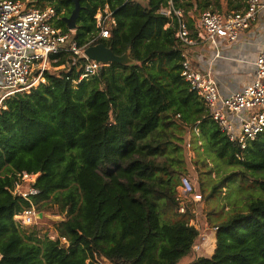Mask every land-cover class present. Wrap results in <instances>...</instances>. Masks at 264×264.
I'll return each mask as SVG.
<instances>
[{"label":"trees","instance_id":"16d2710c","mask_svg":"<svg viewBox=\"0 0 264 264\" xmlns=\"http://www.w3.org/2000/svg\"><path fill=\"white\" fill-rule=\"evenodd\" d=\"M80 1L75 31L63 19L72 0L37 5L54 6V25L82 46L96 32L98 9L108 4L117 23L109 38L95 43L118 55L129 51L134 62L104 64L78 81L88 58L64 50L51 56L63 67L6 99L0 109V264H98L96 258L103 264H264V131L242 148L190 88L181 74L185 48L177 22L158 12L170 0ZM172 1L186 14L193 9L191 26L207 9L224 12V2L226 12L245 7V0ZM187 135L204 201L222 199L207 211L214 252L186 262L200 234L190 223L192 206L179 212L180 179L190 173ZM21 171L39 173L34 186L40 192L32 198L59 206L65 216L56 230L68 245L15 221L30 205L9 190Z\"/></svg>","mask_w":264,"mask_h":264},{"label":"built area","instance_id":"2783aa9c","mask_svg":"<svg viewBox=\"0 0 264 264\" xmlns=\"http://www.w3.org/2000/svg\"><path fill=\"white\" fill-rule=\"evenodd\" d=\"M37 1L0 0V109L5 108V101L9 96L17 92H29L32 87L44 81L42 79L45 78L46 65L50 63L52 55L65 50L85 56L84 50L96 44L99 38H109L112 26L117 23L114 11L108 4L99 8L95 14V34L84 45L79 46L70 32L54 25L55 19L58 18L56 8L50 4L40 7ZM263 7L261 0H245V7L241 10L221 12L207 9L200 17L196 33L190 28L186 12L176 8L172 0L158 10L177 22L176 37L185 48L182 52V76L190 88L202 98L208 112L222 131L242 148L264 131V49L256 59L255 80L229 96L221 94L211 69L198 70L189 50L192 46L207 42L219 54L220 40L226 44L236 42L240 34L250 28L257 19ZM56 60L55 58L54 61ZM103 65L88 59L78 81L97 73ZM246 111L248 114H245ZM187 146L191 147L190 142ZM38 177L39 173L21 171L18 173V183L9 188L14 195H21L30 202L28 207L14 215L15 221L22 227L34 224L38 219L32 198L40 192L34 186ZM180 180L179 212L185 213L188 206H192L195 217L190 223L200 230L193 251H200L208 239L206 232L211 229L207 221L197 218L198 208L204 201L203 195L191 176L182 175ZM51 232H54V235H47L50 239L69 244L68 238L60 235L58 230ZM96 261L103 264L98 258Z\"/></svg>","mask_w":264,"mask_h":264},{"label":"crops","instance_id":"0c3cea01","mask_svg":"<svg viewBox=\"0 0 264 264\" xmlns=\"http://www.w3.org/2000/svg\"><path fill=\"white\" fill-rule=\"evenodd\" d=\"M146 0H144L145 2ZM264 3V0H261ZM224 2V12H226ZM222 12V11H221ZM189 17H194L193 9L189 11ZM199 19L193 26L189 25L193 33L199 29ZM264 49V7L260 10L257 19L250 28L240 34L239 39L233 44H226L220 40V52L211 47L207 42H201L192 46L189 50L190 56L200 71L211 69L216 77L219 90L223 96H229L232 93L250 85L256 78L257 66L256 59ZM245 114H248L246 111ZM202 220V219H201ZM206 221V220H202ZM209 239L210 232L207 231ZM214 246L210 255L216 247V235L214 233ZM207 239V240H208ZM207 242V241H206ZM206 242L203 244L205 248ZM209 247V246H208ZM209 255V256H210ZM196 255L191 253L183 261H190ZM206 256V255H205Z\"/></svg>","mask_w":264,"mask_h":264},{"label":"rangeland","instance_id":"374dc122","mask_svg":"<svg viewBox=\"0 0 264 264\" xmlns=\"http://www.w3.org/2000/svg\"><path fill=\"white\" fill-rule=\"evenodd\" d=\"M140 2H144V0H138ZM63 67V66H61ZM61 67H55L53 65L52 60H50V63L46 65V70H58ZM42 80L45 81V78H43ZM43 82V81H41ZM191 142V137L189 135H187L186 137V142H185V146H184V153L186 154V159H187V166L188 169L190 171L189 175L193 178L194 182L196 183L197 186V179H198V173L196 172V168H195V152L192 149L193 147H188L187 143ZM226 192V190H225ZM224 196V194L222 195ZM221 199L220 196L218 198L212 199L210 200L209 203H207L206 201H203L202 205L200 206V208H198L199 210V214L198 217L200 220H206L207 219V211L210 210V208L213 205H217L218 202L221 203ZM34 206L37 210V214H38V219L35 221L34 224L27 226V227H32L35 226V230H37V232H39L40 235H54V231L56 230V223L60 220H62L64 218V214H61L59 212V206L57 205H51L50 203H48L46 200H42L39 205H36V203H34ZM39 207V208H38ZM226 210H228V208H225ZM209 239L206 242V246L205 248L200 251H193L194 255H206L209 256L212 248L214 246V233L209 231ZM209 246V247H208ZM204 247V245H203ZM184 260H188V259H184Z\"/></svg>","mask_w":264,"mask_h":264},{"label":"water","instance_id":"95a60500","mask_svg":"<svg viewBox=\"0 0 264 264\" xmlns=\"http://www.w3.org/2000/svg\"><path fill=\"white\" fill-rule=\"evenodd\" d=\"M74 2V8L69 16L63 17L67 24V27L75 31L78 28V19L81 13L82 5L80 0H72ZM84 55L89 60L96 61L98 63L109 64L116 62L118 64L127 65L133 63L134 60L130 56V52H126L123 55L116 54L111 47H108L104 43H96L88 46L84 50Z\"/></svg>","mask_w":264,"mask_h":264}]
</instances>
